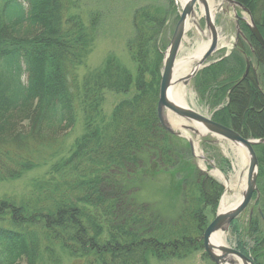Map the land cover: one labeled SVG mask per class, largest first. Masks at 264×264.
Instances as JSON below:
<instances>
[{"label":"trees","instance_id":"trees-1","mask_svg":"<svg viewBox=\"0 0 264 264\" xmlns=\"http://www.w3.org/2000/svg\"><path fill=\"white\" fill-rule=\"evenodd\" d=\"M235 1L251 11L264 32V0ZM170 6L134 11L127 48L135 75L110 53L80 82L79 69L93 52L103 14L92 12L86 25L75 13L78 0H0V184L47 168L26 195L0 197V264H63L64 254L84 264H152L184 261L204 251L206 211L216 214L224 192L219 182L193 163L185 165L182 205L173 219L157 204L137 200L151 172L177 173L182 158L192 162L191 151L158 118L160 44L172 1ZM244 30L263 66L264 50L247 26ZM231 63L236 67L229 83L218 89L223 96L230 91L229 101L214 121L245 139H264L261 79L259 84L254 77L235 80L245 72V59L234 54L201 74L217 80ZM106 93L129 96L109 120L103 112ZM80 113L83 134L68 146L65 136L77 127ZM255 151L260 211L248 222L252 246L239 240L236 248L264 264V145ZM231 230L241 238L237 220Z\"/></svg>","mask_w":264,"mask_h":264},{"label":"rangeland","instance_id":"rangeland-1","mask_svg":"<svg viewBox=\"0 0 264 264\" xmlns=\"http://www.w3.org/2000/svg\"><path fill=\"white\" fill-rule=\"evenodd\" d=\"M171 1L174 10L168 18L164 37L160 44L164 56L169 48L175 27L182 12V7L177 0H78L79 9L76 10L75 13L82 17L86 25H89L90 14L92 12H100L103 14L93 52L89 56L87 64L79 69L78 74L80 82L88 72H93L101 68L110 53L116 55L121 63L135 75L136 65L132 62L127 48L128 40L134 36V28L132 26L133 13L138 8L144 6H155L167 10L168 7L171 8ZM212 1L214 21L219 33V50L210 58L207 63L208 65L214 64L226 56H230L237 47L235 46L237 40L236 17L233 9H229L227 4L219 0ZM216 4H218V7ZM201 8L202 7L198 8L193 20L194 22L192 19L190 21L189 31L186 34L183 48L178 57L179 63L189 59L192 60V57L195 56L194 52L197 50V47L202 43L211 41V33L206 27L203 16L204 13ZM238 13L241 16L240 18H242V24L247 26L252 23L245 10H238ZM262 14L256 13L257 18H263ZM254 22H256L255 19ZM239 45L241 48V44ZM250 59L254 61V58L251 56ZM192 63H194V61H192ZM194 66L195 65H193V67ZM193 67L191 66L189 73H191ZM235 67L236 64L231 63L226 72H219L217 80H215L213 76L207 77L208 79L206 78L204 80V76L200 72L188 85L180 83L177 86L178 89H183L186 92L184 104L196 112L214 120L215 114L225 108L229 101L228 96L230 91L228 90L226 95L223 96V91L220 93L218 92L219 86L225 84V82L229 83V81L226 80L230 77ZM105 97L106 103L104 104L103 112L105 118L109 120L118 103L127 99L129 96L106 93ZM167 116L172 122L174 129L182 133L183 137L180 136V140H177V143L180 146H186V149L191 151L190 156L192 162L190 160H186L185 162L184 158H182V166L177 173L157 174L151 172L150 176L144 179V185L137 194V200L141 203L157 204L166 217L170 219L175 218L182 205V186L180 184V178L184 175V166H190L193 163L194 165L192 166H194L195 169L213 178L224 188L216 214H213L210 209L206 211L209 222H212L215 216L220 212L222 199L228 192L226 186L227 182H232L233 186L227 194L228 198H230L229 204H232V202L236 200L235 196L237 195H241L242 198V192L239 186H242L240 182L242 180L246 182L245 185L247 184L249 165L247 151L239 145H235L232 142L219 139L215 136L213 137L212 135L206 138L196 137L193 133L181 128L182 124L190 125V123L171 112H168ZM82 119L83 117L80 113L77 127L65 136L64 142L68 146L72 145L75 140L83 134ZM190 140L193 141V147L190 144ZM215 172L219 173L221 177L216 176ZM46 174L47 168H44L26 175L19 181L0 184V197L5 195L22 197L29 191L31 181L43 178ZM260 196L258 188V193L254 195L248 209L237 219L242 230L241 238L234 234L232 230L223 233L226 246L237 249L236 246L239 240L245 242L248 247L252 246L250 237L246 231L252 213L254 214L256 210L260 211L259 207H257ZM204 255L205 253L202 251L184 261L173 260L166 263H158L156 260H152V264H213L212 261ZM19 264L26 263L20 261ZM63 264H84V262L71 259L64 254Z\"/></svg>","mask_w":264,"mask_h":264},{"label":"water","instance_id":"water-1","mask_svg":"<svg viewBox=\"0 0 264 264\" xmlns=\"http://www.w3.org/2000/svg\"><path fill=\"white\" fill-rule=\"evenodd\" d=\"M228 5L245 10L251 18L249 28L252 35L258 43L264 48V38L258 30L256 24L253 22L250 12L240 4L233 0L221 1ZM204 7V19L208 31L211 33V42L207 51L203 54L201 60L197 62L191 73L187 76L177 79V70L180 66L178 57L183 47V41L189 28V22L196 16L197 7ZM219 45V33L213 19L212 9L207 0H188L182 12L180 19L175 27L173 37L171 39L169 48L164 59V66L161 75L160 95L158 103V118L161 126L170 134L175 136H182L180 131H176L172 122L167 116L168 112L173 113L177 117L190 123L182 124L181 128L185 131L193 133L196 137L206 138L208 136H215L222 140H227L243 147L249 157V165L247 172V184L242 192V199L240 203L226 212H219L215 219L210 223L206 229L203 237L204 251L207 256L214 262V264H254V262L237 249L230 248L226 245L216 246L212 243V238L216 233H226L230 230L232 222L239 218L250 206L253 197L258 193V174H259V160L254 147L264 144L262 140H247L243 138L236 131L216 123L211 118L196 112L185 105L178 104L172 95V90L183 83L188 85L191 80L206 67L207 61L217 51ZM248 71V70H247ZM193 147V141L190 140Z\"/></svg>","mask_w":264,"mask_h":264},{"label":"bare ground","instance_id":"bare-ground-1","mask_svg":"<svg viewBox=\"0 0 264 264\" xmlns=\"http://www.w3.org/2000/svg\"><path fill=\"white\" fill-rule=\"evenodd\" d=\"M179 3H180V6L183 8L185 3L188 1V0H177ZM208 1V4L210 6V8L212 10H214L213 7V1L212 0H207ZM219 1H223V0H219ZM215 2V1H214ZM216 6L218 7V4H216ZM220 6V5H219ZM216 8V7H215ZM202 12L204 13V7L202 6L201 8ZM204 16V15H203ZM214 19V17H213ZM194 19H192L193 21ZM191 21V20H190ZM194 22V21H193ZM190 23L189 22V27H190ZM211 42V41H210ZM210 42H207V43H202L200 44L198 47H197V50L194 52L195 56L192 57V60H186L185 62H181L180 63V66L178 68V72H177V75H176V78L177 79H180V78H183L185 76H187L190 72V68L191 66L193 67V65H196L197 62H199L203 56V54L207 51V49L209 48L210 46ZM192 61H194V63H192ZM190 66V67H189ZM194 68V67H193ZM193 70V69H192ZM191 70V71H192ZM248 78L251 79V77L249 76ZM178 86V85H177ZM175 87L173 90H172V95L174 97V100L180 104V105H185L184 104V96L186 94L185 90H181V89H178V87ZM215 175L216 176H219L221 177V175L217 172H215ZM242 186H239L240 187V191L243 192L244 189H245V181H240ZM227 186V189H228V192L230 191V188H232V182H227L226 184ZM235 188V186H234ZM227 192V194H228ZM225 195L222 199V204H221V209H220V212H226L230 209H233L234 207H236L240 201H241V195H237L235 196V201L232 202V204H229L230 203V198H228V195ZM212 243L216 246H221V245H226L225 243V240H224V234L222 232H219V233H216L213 238H212Z\"/></svg>","mask_w":264,"mask_h":264},{"label":"flooded vegetation","instance_id":"flooded-vegetation-1","mask_svg":"<svg viewBox=\"0 0 264 264\" xmlns=\"http://www.w3.org/2000/svg\"><path fill=\"white\" fill-rule=\"evenodd\" d=\"M263 31V30H262ZM261 35L262 37L264 38V32H261ZM240 38V37H238ZM245 42H238V46L236 47V49H234L233 53L231 55H234V54H240L243 58L245 57L246 60L248 61L249 60V69L247 71V65L245 67V72L243 73L242 77L236 79V83H239L241 82L242 80L246 79L247 77H254L256 82L259 84V81L261 79V88L262 90H264V65L262 66V64L260 63V61L258 60H255L254 61H251V59H248L247 57L250 55L252 58H254V52H250V54H248L245 49L243 47V45ZM241 44V48L239 47ZM246 46V45H245ZM248 64V63H247ZM263 85V86H262ZM230 93V92H229Z\"/></svg>","mask_w":264,"mask_h":264}]
</instances>
